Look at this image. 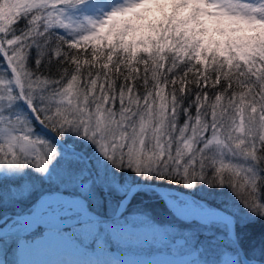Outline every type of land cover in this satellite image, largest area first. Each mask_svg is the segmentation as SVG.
Instances as JSON below:
<instances>
[{
	"label": "snow or ice",
	"instance_id": "obj_1",
	"mask_svg": "<svg viewBox=\"0 0 264 264\" xmlns=\"http://www.w3.org/2000/svg\"><path fill=\"white\" fill-rule=\"evenodd\" d=\"M256 222L264 0H0V264H264Z\"/></svg>",
	"mask_w": 264,
	"mask_h": 264
},
{
	"label": "rangeland",
	"instance_id": "obj_2",
	"mask_svg": "<svg viewBox=\"0 0 264 264\" xmlns=\"http://www.w3.org/2000/svg\"><path fill=\"white\" fill-rule=\"evenodd\" d=\"M164 190L166 194L168 195H174L176 197L180 196V193L178 191L172 190L171 192V190L169 191H167L166 189ZM174 204L178 206L179 208L181 207L179 204H176V203ZM144 227H147V226H144ZM148 246H149V243L142 245V247L145 250L148 248ZM156 246L162 249L161 252L155 253L153 255V259L158 261L159 264H172L171 260L173 259H171V257L173 255L178 256V257L180 256V254L174 253L173 251H170L169 253L167 248H165L164 245L162 244H157ZM168 247L171 248L173 246L169 244ZM27 250H30L32 252L28 254V252L25 249L19 254L18 257H14V259H19L21 262H23V264H55V262L57 261L69 258V254L67 252H65L64 250L58 248L57 246L53 244L48 243L47 241H37L36 245L28 248ZM127 256L128 254L125 253V255L119 256V259H127ZM176 264H179V261L176 262Z\"/></svg>",
	"mask_w": 264,
	"mask_h": 264
},
{
	"label": "trees",
	"instance_id": "obj_3",
	"mask_svg": "<svg viewBox=\"0 0 264 264\" xmlns=\"http://www.w3.org/2000/svg\"><path fill=\"white\" fill-rule=\"evenodd\" d=\"M166 190L169 191L170 189H166ZM170 196L173 197L174 195H170ZM145 204H148V205H151L152 207H155L164 216V219H172V217L167 214L165 206L157 194L155 195V197L153 199H150V200L146 199ZM249 231H250L252 237H259L261 233H264V223L256 222L255 224L250 225ZM137 233L141 238V246L146 244L145 241H147V243H150L153 240L158 241L160 239V237L158 235H155L151 232L149 227H141L137 230ZM26 251L28 252V254L30 252H32V251L27 250V249H26ZM168 252L170 253V251H168ZM173 252L179 254L176 251H173ZM126 254H128L127 259L139 258V256H136V254H131V253H126ZM6 259L11 261V260H14V257L9 254L6 256ZM171 259H173V260H171V263L176 264V262L180 261L182 259V257L181 256L178 257V256L173 255L171 257Z\"/></svg>",
	"mask_w": 264,
	"mask_h": 264
},
{
	"label": "bare ground",
	"instance_id": "obj_4",
	"mask_svg": "<svg viewBox=\"0 0 264 264\" xmlns=\"http://www.w3.org/2000/svg\"><path fill=\"white\" fill-rule=\"evenodd\" d=\"M153 208V210H154V212L160 217V218H163L164 219V216L155 208V207H152ZM42 211H47V209L45 208V209H42ZM35 220H37V221H45V220H48L49 219V217L48 216H38V217H36V218H34ZM28 230V226L25 228V231H27Z\"/></svg>",
	"mask_w": 264,
	"mask_h": 264
},
{
	"label": "water",
	"instance_id": "obj_5",
	"mask_svg": "<svg viewBox=\"0 0 264 264\" xmlns=\"http://www.w3.org/2000/svg\"><path fill=\"white\" fill-rule=\"evenodd\" d=\"M157 194L162 198V200L164 201V203H165V200L166 199H169L164 193H163V191L161 190V189H159V190H157ZM168 203L171 205V201L169 200L168 201ZM177 210H180V209H178V208H176ZM25 227H27V225L25 226ZM119 256H117L116 258H118Z\"/></svg>",
	"mask_w": 264,
	"mask_h": 264
}]
</instances>
